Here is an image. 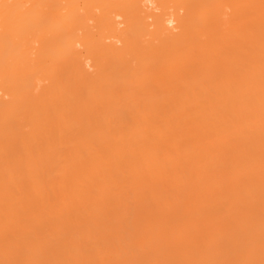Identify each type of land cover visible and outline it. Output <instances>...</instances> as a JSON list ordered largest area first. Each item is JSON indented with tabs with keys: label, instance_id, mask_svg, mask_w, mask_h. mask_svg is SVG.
Returning a JSON list of instances; mask_svg holds the SVG:
<instances>
[{
	"label": "bare ground",
	"instance_id": "6f19581e",
	"mask_svg": "<svg viewBox=\"0 0 264 264\" xmlns=\"http://www.w3.org/2000/svg\"><path fill=\"white\" fill-rule=\"evenodd\" d=\"M0 264H264V0H0Z\"/></svg>",
	"mask_w": 264,
	"mask_h": 264
}]
</instances>
